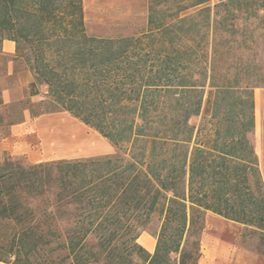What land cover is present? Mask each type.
I'll use <instances>...</instances> for the list:
<instances>
[{"label":"trees","instance_id":"1","mask_svg":"<svg viewBox=\"0 0 264 264\" xmlns=\"http://www.w3.org/2000/svg\"><path fill=\"white\" fill-rule=\"evenodd\" d=\"M216 1L149 0L145 32L106 38L87 34L82 0H0V42L28 45L29 95L47 87L42 112H68L116 148L0 163V220L11 228L0 262L197 264L206 212L256 232L264 254L251 140L264 63L232 45L264 42V0ZM239 19L256 22L242 31ZM158 211L150 253L137 240Z\"/></svg>","mask_w":264,"mask_h":264},{"label":"rangeland","instance_id":"2","mask_svg":"<svg viewBox=\"0 0 264 264\" xmlns=\"http://www.w3.org/2000/svg\"><path fill=\"white\" fill-rule=\"evenodd\" d=\"M215 2L217 1L211 0V4ZM86 5L84 24L87 34L91 36H136L148 29L149 0H90ZM191 12L189 10L186 13ZM255 22L239 19L238 23L242 31L248 26V31ZM232 45L236 55L242 54L246 59L254 57L263 66L264 62L261 61L264 60V42L261 38L257 39V43H247L252 49H244L243 45L237 49L238 44ZM27 56H30L28 45L7 56L3 53L0 42V163L10 159L28 166L57 159L113 155L116 152L114 145L70 113L63 110L42 112L45 103L49 101L47 87L39 84L38 95L32 100L29 85L23 84L19 79L27 73L32 74ZM3 90L12 91L10 102L2 100ZM16 91H20V96H16ZM255 94H258V98L254 103L255 129L251 140L257 155H263L264 87L254 88V98ZM29 107L36 112L41 111V114L32 116L28 112ZM198 121L199 116L190 119L191 124L197 125ZM160 218L158 211L144 229L140 230V234L147 232L154 236L161 224ZM60 226L66 227L64 224ZM10 232V226L0 220V246L5 250L9 247ZM200 236L201 256L197 264H264V254L257 248L259 235L242 225L225 221L216 215L211 216ZM88 239L89 244L96 249L97 240L91 236ZM122 245L124 244L120 246ZM31 259L36 264L40 257Z\"/></svg>","mask_w":264,"mask_h":264},{"label":"crops","instance_id":"3","mask_svg":"<svg viewBox=\"0 0 264 264\" xmlns=\"http://www.w3.org/2000/svg\"><path fill=\"white\" fill-rule=\"evenodd\" d=\"M87 1L89 2L90 0H82L84 18H85V15H86V6H87L86 4H87ZM1 43H2V51H3L4 54H6L7 56H10V55L14 54V52H15V42H13L11 40H9V41L8 40H3ZM19 79L21 80V82L23 84L26 85V84H28L29 82H31L33 80V76H32L31 73H27V74H25V76L19 77ZM16 92H17L16 96H20V91L19 92L16 91ZM11 95H12V91L3 90L2 93H1V98H2V100L5 103L6 102H10L11 101ZM35 96H37V95L31 96V99L34 100L33 97H35ZM257 98H258V94H255V103H256ZM27 114L28 113H26L25 116H27ZM258 160L260 162L261 175L263 176V180H264V154L263 155H258ZM215 215L212 214L211 212H206L205 218H204L205 223L208 224L211 216H215ZM216 216H218V215H216ZM218 217H220V216H218ZM220 218H222V217H220ZM223 220H225V219H223ZM225 221H228V220H225ZM228 222H230V221H228ZM231 222H233V221H231ZM233 223H236V222H233ZM236 224H238V223H236ZM137 241L144 249H146L150 253H153V250H154L155 245H156V237L150 235L147 232H144V233H141L138 236V240ZM0 264H6V263L0 262Z\"/></svg>","mask_w":264,"mask_h":264}]
</instances>
